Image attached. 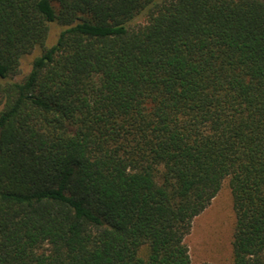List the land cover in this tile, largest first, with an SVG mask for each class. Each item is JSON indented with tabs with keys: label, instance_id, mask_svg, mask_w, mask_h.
Instances as JSON below:
<instances>
[{
	"label": "trees",
	"instance_id": "1",
	"mask_svg": "<svg viewBox=\"0 0 264 264\" xmlns=\"http://www.w3.org/2000/svg\"><path fill=\"white\" fill-rule=\"evenodd\" d=\"M225 180L264 264V0H0V264H190Z\"/></svg>",
	"mask_w": 264,
	"mask_h": 264
},
{
	"label": "rangeland",
	"instance_id": "2",
	"mask_svg": "<svg viewBox=\"0 0 264 264\" xmlns=\"http://www.w3.org/2000/svg\"><path fill=\"white\" fill-rule=\"evenodd\" d=\"M134 22H144V16L137 17ZM59 31V26L51 25L45 46L48 47L54 43ZM41 49L42 47L38 46L23 57L20 62L19 75L13 77L12 80L17 81L28 72L33 58L40 53ZM234 226L235 212L232 196L228 181L225 180L209 206L192 220L190 231L184 239L190 264L205 262L231 264Z\"/></svg>",
	"mask_w": 264,
	"mask_h": 264
}]
</instances>
